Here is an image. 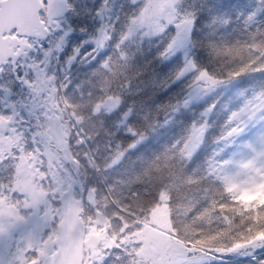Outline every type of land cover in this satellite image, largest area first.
<instances>
[{"label": "snow or ice", "instance_id": "1", "mask_svg": "<svg viewBox=\"0 0 264 264\" xmlns=\"http://www.w3.org/2000/svg\"><path fill=\"white\" fill-rule=\"evenodd\" d=\"M109 7V0H102L96 9L99 28L61 62L66 37L74 30L64 22V13L75 11L72 0H0V73H16L15 79L27 87V95L18 100L11 81L0 83V173H6L0 178V264H209L222 254L264 247V202L247 199L264 192V131L241 146L249 152L243 163H237L235 150L223 155L227 146L235 149V138L250 123L264 122V90L230 113L217 138L225 147L213 152L199 174L186 175L184 167L203 140L214 105L135 177L104 189L87 182L70 141L74 138L84 148L93 139L86 135L92 130L88 122L120 104L131 79L122 45L130 37H150L172 25L175 32L160 53L166 57L189 42L195 22V12L182 8L180 0H140L120 31L117 52L69 94L73 61L95 59L112 38L115 20L107 15ZM258 12L264 13V0L242 16L243 39L210 42L211 53L219 58L217 71L210 73L185 52L172 79L192 73L190 91L172 106L173 112L196 93L245 73L264 72V19H257ZM212 23L226 25L229 18L218 15ZM90 42L93 46L81 55ZM130 112L123 113L125 119ZM126 131L136 140L126 148L119 143L113 147L115 133L102 127L97 136L104 133L110 155L102 166L86 150L88 168L102 175L144 139L131 125ZM136 182L144 185L142 191L130 189ZM123 186H129L126 196ZM197 194L206 201L199 209Z\"/></svg>", "mask_w": 264, "mask_h": 264}, {"label": "trees", "instance_id": "2", "mask_svg": "<svg viewBox=\"0 0 264 264\" xmlns=\"http://www.w3.org/2000/svg\"><path fill=\"white\" fill-rule=\"evenodd\" d=\"M72 2L75 11L69 10L66 19L74 30L69 34L70 37L66 42H77L80 37L83 38L93 33L96 26V9L99 7L97 0H72ZM139 2L140 0H137V4H133L132 0H111L112 14L115 16V31L112 38L96 54L95 59L85 61L77 59L72 65L69 74L71 82L66 90L67 93L73 94L76 85L91 78L92 73L100 67L103 59L117 52L115 45L119 40L120 31L123 30L124 22L128 16L133 14ZM180 2L182 8L195 12V22L188 43V55L210 73L219 68V58L211 53L210 42L232 43L236 39H243L240 23L242 16L256 11L260 6V0H180ZM218 15H226L229 23L214 25L213 18ZM257 19H264V13L258 12ZM81 28L86 31L81 32ZM171 34H174L173 28L169 26L164 33L143 38L130 37L122 45L129 57L130 83L121 92L120 104L111 112L99 114L103 123L100 120L89 121L88 126L93 132L99 131L102 127L114 132L112 146L115 147L119 143L121 147L126 148L128 144L136 140L135 136L126 131L127 125L135 129H146L147 123L153 117L159 122L153 128L147 129L144 139L129 149L117 164L104 170L102 175L90 169L91 180L87 181L89 184L104 189L108 184L135 177L166 148L186 135L193 122L200 121L202 113L214 105L207 114L208 128L203 140L184 167L186 175L199 174L213 152L222 147L217 143V138L226 130V122L230 113L237 110L247 97L264 90V72L245 73L228 82L226 87H218L200 100L179 107L177 111L170 113L171 119L164 123L165 118L156 115L158 107L169 102L182 101L193 75L188 73L180 79H172L175 71L183 65L184 61L180 53H173L166 57L160 55ZM129 109L131 112L125 119L123 113ZM121 121L124 122L120 123ZM104 140V133L101 132L95 139L89 141V147L97 150L98 162L103 161L109 154ZM231 149V146L227 147L223 155L227 157ZM123 188L126 196L129 186H123ZM143 188L144 185L140 182L130 186L132 191H142ZM182 191L189 190L183 188ZM196 198L198 200L195 205L196 209L205 206L206 201L199 199V194ZM247 199L264 202V192ZM262 262H264V248L249 256H227L209 262V264H262Z\"/></svg>", "mask_w": 264, "mask_h": 264}, {"label": "rangeland", "instance_id": "3", "mask_svg": "<svg viewBox=\"0 0 264 264\" xmlns=\"http://www.w3.org/2000/svg\"><path fill=\"white\" fill-rule=\"evenodd\" d=\"M97 1L99 2V6H100L101 3H102V0H97ZM109 4H110V7H109V9L107 11V15L109 17H112L113 20H114L115 16L112 14L111 0H109ZM66 18H67V16L65 15L64 16V22L66 24H68ZM95 23H96V26H95V28L93 30V33H95L97 28L100 26L101 21H100L99 16L96 17ZM170 27H172L173 28V32H175V27L172 26V25H170ZM78 35H80L79 31H78ZM156 35H158V34H156ZM153 36H155V35H153ZM68 37H70V35ZM145 37H148V36H145ZM87 38H88V35L84 36L83 38L80 37V39L77 41V44H80V42L82 40H86ZM67 39H69V38H66V41H67ZM70 42L71 41L66 42V45H70L72 47V46H74L73 43H76V41L75 42L72 41L73 43H70ZM188 43L185 44V46H183V47H179L176 50V52H175V53H180L182 55L183 61H184L185 52L188 53ZM5 81H7L6 74L4 75V77L2 76V78L0 80V83H4ZM227 85H228V83L221 84V85L213 88L210 91H205V92H202V93H196V94L193 95L192 99L190 100V102L188 104L200 100L202 97L208 95L210 92H212L213 90H215L218 87H221V86L226 87ZM9 86H12V83H10ZM189 91H190V89H188V91L186 92L184 98L186 97V95H187V93ZM17 93H18L17 89H13L12 90V94H13V96H15L16 99H18ZM181 106H183V105H181ZM262 131H264V122L256 120V121L250 123V125L245 129V131L243 133H241L238 137L235 138V149L232 147L231 152H230V154L228 156L232 155L233 151L235 150V151L239 152V154L235 157L237 163H243L248 158L249 152L247 151L246 148H242L241 146L243 144H245L246 142H248V141L256 140L261 135ZM222 147H225V146L222 145ZM227 147H229V146H227ZM262 248H264V247H258V248L254 249V250H251L250 253H247V254H245V253H235V252L234 253L222 254V258L227 257V256H233V257L249 256V255H252L253 253H255L256 251L261 250ZM0 251H3V250L0 249ZM217 260H220V259H217ZM217 260H212V261L214 262V261H217ZM212 261H210V262H212Z\"/></svg>", "mask_w": 264, "mask_h": 264}, {"label": "flooded vegetation", "instance_id": "4", "mask_svg": "<svg viewBox=\"0 0 264 264\" xmlns=\"http://www.w3.org/2000/svg\"><path fill=\"white\" fill-rule=\"evenodd\" d=\"M98 28H99V27H98ZM98 28H97V29H98ZM95 32H96V31H95ZM66 38H68V37H66ZM70 43H73V42H70ZM73 44H74V46L78 45L77 42H76V43H73ZM74 46L71 47L70 45H66V43H65L64 48H63V50L61 51L60 56H59V59H60L61 62H63V60H64L68 55L71 54L72 49H73ZM92 46H93V45L91 44V42L88 43V44L83 45V47L81 48V55H83L84 52L89 51L90 48H91ZM77 59H79V58H77ZM86 60H87V59H86ZM76 61H77V60L73 61L72 65H73ZM72 65L69 67L68 75L70 74V70H71ZM5 74H6V79H7V81H11V83H12V86H10L11 89H12V90H13V89H17V91H18V93H17V95H18V100L21 99V98H23V97H25V96L27 95V87H26L25 85H23L20 81H18V80L15 79V75H16V73H13V72H4V73H0V80H1L2 76L4 77ZM21 74H22V72H21ZM57 74H58L59 76H61V77L63 76V73H62V72H58ZM25 118L27 119V114H26V113H25ZM75 131H76L75 128H71V132H72L73 137L75 136ZM74 141H75L74 138L71 139V141H70L71 144H72V146H73V151H74V152H81V148H78V147L76 146V144L74 143ZM81 154H82V153H81ZM89 171H90V169H89ZM90 173H91V172H90ZM5 175H6V173H0V178L4 177ZM88 179L91 180V175L88 176ZM0 249L3 250V242H0Z\"/></svg>", "mask_w": 264, "mask_h": 264}, {"label": "clouds", "instance_id": "5", "mask_svg": "<svg viewBox=\"0 0 264 264\" xmlns=\"http://www.w3.org/2000/svg\"><path fill=\"white\" fill-rule=\"evenodd\" d=\"M177 102H178V101H176V102H169V103H167V104H163V105L159 106L158 109H157L156 115H157V116H160V117H162V118H165V119H163V122H164V123H167V120H168V119H171L170 113H173L172 106L175 105ZM96 120H100V121H102V123H103V120H102L100 117H98ZM94 121H95V120H94ZM158 122H159V121H157V119H156L155 117H153V119H151V120L147 123V125H146V129H140V128H138L137 131L140 132V133H142V134L144 135V137H145V135H146V130H147V129H151V128H153L154 125L157 124ZM81 130L83 131L84 129L81 128ZM97 132H98V130L95 131V132H93L92 130H90L88 133H86V135H91V136L93 137V139H95V138L97 137ZM93 139H92V140H93ZM74 143L77 145L78 141L75 140ZM86 150L88 151V155H89V157H91V156H93V155H95V156L97 157L98 154H97V150H96L95 148H91V147H89V142L85 145L84 148H81V152H78V154L81 156V159H82V167L87 171L88 176H89V175H91V173H90V171H89L90 168H88V160H84V159H83V157H84V153H85ZM81 153H82V154H81ZM109 155H110V154H108V155L103 159V161H100V162H99L102 166H103L104 161L108 158Z\"/></svg>", "mask_w": 264, "mask_h": 264}, {"label": "water", "instance_id": "6", "mask_svg": "<svg viewBox=\"0 0 264 264\" xmlns=\"http://www.w3.org/2000/svg\"><path fill=\"white\" fill-rule=\"evenodd\" d=\"M69 10H67L65 13H64V16L68 13Z\"/></svg>", "mask_w": 264, "mask_h": 264}]
</instances>
